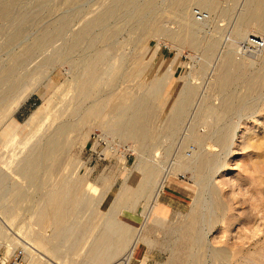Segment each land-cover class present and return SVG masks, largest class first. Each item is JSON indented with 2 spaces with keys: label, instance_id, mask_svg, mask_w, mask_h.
Returning a JSON list of instances; mask_svg holds the SVG:
<instances>
[{
  "label": "rangeland",
  "instance_id": "rangeland-1",
  "mask_svg": "<svg viewBox=\"0 0 264 264\" xmlns=\"http://www.w3.org/2000/svg\"><path fill=\"white\" fill-rule=\"evenodd\" d=\"M67 1L69 2V0H12L8 10H2L3 6L0 5V67L13 70L11 77L14 76L7 84L3 82L0 86V203L5 207L0 209V217L7 222L9 212L11 223V225L0 223L2 253L10 256L18 248L25 250L26 247L23 246L21 239L25 238V234L34 235L39 231V226L35 224L37 207L43 205L48 193L55 191L56 185L61 180L78 185L79 192L84 197L89 193L92 196L96 195L95 203L99 207L91 206L85 197L86 200L81 201V209L75 211L73 218L76 220L83 217V221L88 218L91 223L102 220V211L114 212L116 207L113 203L117 201L122 190L129 191L131 181L145 183L153 169L156 170L154 178L158 181L166 169H170L169 180L181 186V191L189 199L186 206L178 210L173 218L162 217L155 210L147 220L144 213L148 210L149 202L146 199L136 205H129L118 216V220L131 228L143 231L145 239L143 238L139 246L146 245L150 262L146 263L144 260L137 264H187L192 256L189 254H193L192 257L200 264H236L234 253L238 242L247 243L248 237L254 235L253 241H260L252 252L259 255L256 254L258 257H255V261L261 260L260 254H264V88L253 95L248 94L244 83L235 84L232 88L237 97L248 101L245 100L246 107L241 104L231 105L229 107L231 113L228 112L231 114V119L227 118L226 123L223 122L228 125L233 123L231 126L233 128L237 124L241 125L230 155H227L225 150L223 152L220 146L209 144L208 141L201 145L190 143V132L194 126L199 130L204 121L205 127L217 126L218 122L214 116H204V120L199 121L198 114H201L205 105L210 106L215 111L214 114L223 107V96L214 84L217 70L222 62L227 57L235 61V64L229 67V73L236 77H240V74L256 76L262 69L261 66L264 67V54H261L263 49L255 55H247L242 49L249 38H259L264 42V31L256 24L248 22L246 27L243 26L245 35L236 36L249 0H212L220 5L219 12L212 15V21L209 20V13L203 6L204 0H192L188 12L191 21L201 29L200 31L198 29L197 35L201 37L200 40L214 41L216 44L209 59H206L201 49L179 45L161 31L167 29L176 35L182 32V14L176 11V0H138L137 5L129 9L130 12L119 11L114 19L107 22L106 30L114 32V37L112 36L109 41L111 44L101 41L100 35L104 31L100 27H95L91 34L84 37L79 51L67 53L63 49L69 45L72 36L80 32L93 18L100 16L115 0H70L72 1L70 5ZM222 8L229 10L227 17L221 16ZM134 9H142V19H144L130 25L126 17H130ZM197 11L205 13L207 18L199 21L195 16ZM64 19L69 20V27L63 36L53 39L50 45L42 47L43 49L39 51L33 50L32 57L29 54L27 56L33 41L49 34L53 29L52 26ZM13 37L16 41H13ZM95 37H99L97 40H100L97 41L96 50L88 46V41ZM96 53L104 54L101 61L98 59V68L101 69L98 75L99 83L95 98L84 102L77 94L78 85L81 84L87 61L93 59ZM247 58L248 61L246 60L241 72H238L239 61ZM255 59L256 62L252 65L249 61ZM138 63L149 66L146 76L152 77L153 82L156 81L153 87H157L156 83L159 80L161 84L164 81L161 86L163 90L159 103L160 112H158L161 117L170 115L174 105L182 99L186 88L190 86L196 91L198 89L178 131L176 130L170 137L171 134L165 133L158 118L153 123L154 131L150 129L153 135L149 143L141 149L135 138L125 134L124 131L115 132L110 127L115 120L108 109L101 119L92 116L84 125H78L77 120L80 121L78 108L92 106L98 99L97 108L104 110L110 93L117 95L127 90L130 93H141L137 87L139 79H133L131 76L134 65ZM27 87H30V90ZM15 101L16 104H13ZM18 102L21 106H17ZM64 124H72L71 126L75 125L77 128L65 135L66 145L58 160L54 163H45L47 166L52 163L57 165L59 168L56 170L59 171L49 174L45 172L47 170H44L45 168L31 169L33 160L41 159L38 158L41 156V151L47 147V142ZM106 125L109 127L106 128ZM210 128L201 130H214ZM32 130H36L37 134L32 142H29ZM194 152L211 154L209 156L215 157L218 162L208 170L210 172L191 168L189 165H192L191 155ZM40 162L44 163L43 160ZM222 165V170L217 172ZM135 167L140 171L135 172L137 174L133 176ZM21 169H31L35 174L30 176V172ZM125 172H127L126 178L123 176ZM23 173L26 176L19 175ZM181 176H185L186 180ZM88 180L96 187L90 184L89 187L84 188V185H88ZM108 189L111 190L110 201L106 200ZM16 191L20 192L19 195ZM149 194L151 196L152 192ZM102 199L105 201L100 202L99 200ZM213 201L221 205L222 211H216L211 218V214L206 209ZM49 225V223L45 224L42 229L51 235L52 227ZM197 226L203 238L211 228L212 232L206 238L211 249L225 250L224 259L215 260L211 255L212 251L205 247V242L204 246L195 243ZM9 228H15L18 236L15 240L11 237L10 240L8 239ZM96 228L98 231L99 226ZM77 236L81 237L82 234L79 233ZM76 242L73 241L75 244ZM47 248L38 244V249L43 253L47 252ZM59 251L80 252L75 246L72 249H59ZM52 252L57 251L52 250ZM78 257L71 256L80 259ZM131 264L136 262L133 261Z\"/></svg>",
  "mask_w": 264,
  "mask_h": 264
},
{
  "label": "bare ground",
  "instance_id": "bare-ground-1",
  "mask_svg": "<svg viewBox=\"0 0 264 264\" xmlns=\"http://www.w3.org/2000/svg\"><path fill=\"white\" fill-rule=\"evenodd\" d=\"M11 1L10 0H0V5L3 6L1 9L2 10L3 9H6V10L10 9V4H12ZM72 1H70V0H69V2L67 1L69 3L68 5H70V3H72ZM204 1H203V6L205 9H207V11L209 13V20H211L212 15L217 14L219 12V6L220 5L218 6V4L212 0H207V1L204 0ZM225 1H227V0H225ZM232 1H235V0H232ZM137 2H138V0H115L111 5H109L108 8L106 7V9L103 10L104 12L101 13L100 16L93 18V20H91L90 22L87 21L88 23L83 27V29L80 32L75 33L72 36V38L69 42V45L66 47L67 49L65 48L63 50H65L67 53H75L76 51H79L80 44L83 41V39H85L84 37H86V35H88V34H91L92 30L95 27H100V29L102 31H104V33L100 35L101 37L99 36L101 41L107 43L108 45L111 44V43H109V41L111 40L112 36L114 37V35H113L114 32L106 30L107 22L108 21L110 22V20L114 19L116 17L117 12L128 11L132 6L135 7L137 5L136 4ZM191 2H192V0H176L175 1L176 11H178L182 14V28L183 29L179 35H176L172 31L167 30V29L166 30L161 29V31L166 33L170 38L175 40V42H177L179 45H188V46L195 48V49H201L203 51L206 59H209V57H211L210 55L214 51L216 44L214 41L213 42H211L209 40L205 41L204 39H203L204 41L200 40L201 37L197 35L198 29H199L198 25L194 24L191 21V18L189 16V12H188V7L191 4ZM150 7H151V5H150ZM130 10H129V12H130ZM144 10H145V8H144ZM150 10L152 11V9H150ZM150 10H148V11H150ZM245 11L246 12H244L242 14L243 15L241 18L242 24L239 27L238 34L235 33V34H237L236 36L241 37V36L245 35L244 34L245 29H243V26H245L248 22H249V24H250V22L253 24H256L257 27H259L260 29H262L264 31V0H249L248 4H247V8ZM220 12H221V16H223V17H227L229 14V10H227V9L225 10L223 8H222V10H220ZM131 14H130V17L129 16L126 17L127 23L130 25H131V23L136 24V22L144 19V18L142 19V14H143L142 9H136L134 11V13L132 15ZM148 19H149V17H148ZM52 27H53V29L49 34H47V32H46L47 35H44L43 37L38 36L39 38H36L33 41L30 49L27 51V56H28V54L31 55V53H34V52H32L33 50L35 51V49H37L39 51V49L40 50L43 49L42 47H44L46 45L47 46L50 45L52 43L53 39H56L58 37L63 36L64 32L69 27V20L68 19L61 20V22L56 23ZM200 30L201 29H199V31ZM99 37H95L94 39L91 38V40L89 39L90 41H88L89 42L88 46L90 49H93V48L95 49V46L97 49V43L100 41V40H97V38H99ZM211 38L213 39L214 37H211ZM18 39H20V38H18ZM250 39L251 38H249L248 40H250ZM252 39H257V38L253 37ZM13 41H16V38L13 37ZM86 41H87V39H86ZM242 49H243V47H242ZM95 50H93V51H95ZM110 51H112V50L110 49ZM244 53H246V52H244ZM96 54L97 55L96 56L94 55L95 57H93V59H89L87 61L88 63H87V65L84 68L83 73H82V78H81V82H80L81 84L78 85L79 91L77 94L79 95V97L81 98L82 101L84 100V102H86V100H89V99L92 100L91 98H93V97L95 98L94 95H95L96 90H97V84L99 83L98 82V75H99V71L101 69L99 70V68H98V59L101 61V58L104 57V54L103 53H96ZM261 54H264V48H263ZM31 57H32V55H31ZM262 57H260V58H262ZM24 58H26V56ZM18 60H19V58H18ZM246 60L248 61V58L243 60V61H239L237 66L240 67L239 68L240 71H238V72H241V68L244 67ZM249 62L252 63V65H253V64H255L256 59L251 60ZM233 64H235V61H233V59L231 57H227L222 62L221 67L219 68V70H217V73H216V80H215L214 84L220 90V93L223 96V102H224L223 107L224 108L222 107L219 110V112L217 111L218 113L214 114L215 111L213 109H211L210 106L205 105L204 108L201 107V109L202 108L203 109L201 110V114H198V115H200L199 117L196 113L199 121H203L204 116H214V118L220 124L217 123L216 124L217 126H213V127L210 126L212 129L214 128V130H211V131H206L205 129L201 130L202 128H206V129L210 128L209 126L205 127L203 125L205 123V121H204L202 126H200V127H202L201 129L197 130L196 127L194 126V128L190 132V143H195V144L201 145V144H204L205 141H208L209 144L213 143L214 145L220 146L221 150L223 152L225 150L227 155H230L232 153V147L235 144V140L237 139L239 130L241 129V125L237 124L233 128V127H231L233 125V123H232V125H228V124H224L223 122L225 121V123H226L227 118H230V115H231L230 110L231 109H229V107L231 105L234 106L236 104H239V105L241 104V105H245V107H246L247 106L246 104L248 101L247 99H245V100H247V101H245L244 99H240L239 97H237L236 93H234L232 91V88H234L235 84L244 83L246 88H247L248 94H252V95L255 93L258 94L259 91L264 88V67L261 66L262 69L261 70L258 69V70H260L259 72L255 71V72L259 73L256 76H253V75L250 76L248 74H247V76H241V74H240V77H236L234 75L231 76V74L229 73V67ZM134 66H133L134 70H133L132 74L131 73L130 74L133 77V79H135V78L139 79L138 82L139 81L140 82H139L137 87H139L138 89H140L141 93H138V92H137L138 94L137 93H130L128 90L126 92L124 91V93H119L117 95H112L113 93H110L108 98L107 99L105 98L106 99V106H105L104 110L97 108V106H98L97 100L98 99L97 100L95 99L96 101L94 100L95 101L94 105L89 106V107L85 106V107L78 108L77 114L80 117V121L77 120V124L78 125H84L86 123L87 119L92 117V116L95 118L101 119L104 116V113L108 109V111H110L112 116L114 115V120H115V123H113L112 125L109 124L110 127H112V129L115 132L120 133V131H124L125 134H128L129 136L135 138L136 142L138 143V147L143 149L145 147V145H147L149 143V141H150L149 139L153 135V133L151 132L152 130H150V129L151 128L153 129V123L155 122V120H158V118L161 120L162 128L165 129V133L171 134L170 137L172 136V134L174 135V132H176V130L182 124V121H183L182 119L184 118V116H187L185 114L189 110L188 107L190 106L191 101H193V98L196 97V93H197L198 89L196 91L195 88L190 87V86L188 89L186 88L183 92L182 99L180 98L181 100H179V102H177L174 105V108L171 110L170 115H166V116L161 117V115L160 116L158 115V112H160L159 103L161 102V94H162L161 91L163 90V89H161V86H163L162 84L164 83V81L161 84V81L159 80L158 83H156L157 87H153L154 86L153 83H155L156 81L153 82L152 77L146 76V73H147L149 66L146 64H143V63H138V64H135ZM253 69H255V68H253ZM9 70L4 68V67H0V86L3 84V82L7 84V82L10 80V78L13 79L14 76L11 77V74H13L11 72L13 70L12 69H11L12 71H9ZM236 70H237V67H236ZM244 71H245V69H244ZM15 73H17V72H15ZM79 74L81 75L80 72H79ZM196 76H198V75H196ZM14 86H15V84H14ZM237 87H239V86L237 85ZM9 88H11V85ZM29 88H28V90H30ZM14 89H15V87H14ZM22 89H24V88H22ZM11 90H13V89H11ZM15 92H16V89H15ZM133 92H135V91H133ZM217 94H219V92ZM261 94H262V92H261ZM22 96H23V94H22ZM249 96H248V98H249ZM26 97H28V96H26ZM24 98H25V96H24ZM99 98H100V96H99ZM21 99H23V97ZM16 102L17 101H15L13 104H16ZM203 102H205V101H203ZM92 104H93V102H92ZM18 105H19V102L17 103V106ZM74 105H75V102H74ZM84 105H86V104H84ZM103 105H104V103H103ZM202 105H204V104H202ZM19 106H21V105H19ZM191 106H192V104H191ZM101 108H102V105H101ZM232 109H233V107H232ZM240 111L241 110H239V112ZM228 112H230V113H228ZM199 124H198V126H199ZM71 125L70 124L69 125L64 124L63 126L60 127V129L57 130V132H55V134L50 139V141L47 142L48 143L46 145L47 147L41 151V154H40L41 156L38 157V158H41L39 160L40 161L43 160L44 163L40 162L39 160L37 161L33 158L35 161H33L31 164L32 168H40L41 166H39V165H44V166L46 165L47 166V164H45V163H48V162L54 163L55 161L58 160L59 155L63 152L64 147L66 145L65 141H64L65 135H67L69 131L77 128V126H75V125L71 126ZM109 125L108 126L106 125L105 127L107 128V127H109ZM153 131H154V129H153ZM165 133L163 135L164 137H165ZM35 134H37V131L32 130V136H30L29 142H32V139L35 137ZM170 137L168 139H170ZM28 144H30V143H28ZM201 151H202V149H201ZM209 155H211V154H209ZM209 155H207L203 152H199V153L194 152L191 155L192 163L191 162L190 163L192 165H189V167L194 168V169H198L199 171L200 170L208 171L210 168L214 167L215 164L218 162V161L216 162L215 157H214L215 158L214 159L213 156L211 157ZM219 156H220V154H219ZM218 158H220V157H218ZM218 160H220V159H218ZM53 163L50 166L48 164V166L46 168L47 169L59 168L57 165H55ZM186 167H187V165H186ZM160 168H158V169H160ZM222 168H223V165L218 168L217 172H220V170H222ZM168 170H170V169H168ZM168 170L167 169H166V171L164 170L165 173L163 174L162 178L158 181H157V179L155 180V178H154V175L156 172V170H154V169H153L152 173L150 172L151 173L150 178L147 179V181L145 183L140 182V181L139 182H135V181L132 182L131 181L130 185H129L130 189L136 193L135 194L131 193L132 191L130 189H129V191L122 190L120 195H119V198L117 197L118 198L117 201H115V203H113L116 208L114 209V212L111 210V213H110L111 215L109 216L110 219L107 220L103 226L105 227L106 231L111 234V246H114L115 244H118L120 242H124L125 239H127V243H126L127 251L126 252L124 251L125 254L123 256H121L122 258H121L120 262H118L117 264H131L133 262L131 257H132V252H133L134 247L136 246L137 243L142 242L145 239L144 236L142 235L143 234L142 229L140 230V229L131 228L130 226H128L124 222L118 220L119 214L122 212V209L124 208L125 205H127V206L136 205L139 201L146 199L149 202V206H148V210L146 209L147 212L144 214H146V219L149 220V217H151L152 213L154 212V206H155L154 204L156 203L157 198H158L162 188L165 186L168 179L170 178V171H168ZM190 170H192V169H190ZM137 171H140V170L135 167L134 171L132 172V175L135 176V174H137L135 172H137ZM199 171H196V172H199ZM208 172H210V171H208ZM144 174H145V172H144ZM158 176H160V175H158ZM207 178H208V176H207ZM209 178H210V176H209ZM200 180H201V178H200ZM203 180H204V178H203ZM202 183H201V185H203ZM132 187H134V188H132ZM153 187H154V189H153ZM152 189H153V191H152ZM150 192H152L151 196L149 194ZM206 210L209 211V213L211 214V218H212V215L216 214L215 213L216 211H219V212L222 211V207L220 204L213 201V203L210 204V206ZM223 215L224 214H222V216ZM204 217H205V215H204ZM216 223H217V221H216ZM209 224H208V227L210 226ZM202 225H203V223H202ZM198 229L199 228L197 226V229H196V232L194 235L195 243L198 244L199 246H201V244H203L202 246H204V242H205V247H207V249L209 251H212L211 255L213 256V258L215 260L220 261L221 259H224V257L226 256L225 250H222V249L221 250H219V249L213 250V249H211V245L206 238L212 232L211 228L206 232V236L204 237V238H206L205 240L203 238V235L201 234V232ZM203 229H204V227H203ZM200 230H202V229H200ZM253 237H255V235L248 237L249 241L247 243L238 242L236 252L234 253L235 258H236V264H264V254H262V253L260 254L261 260H259L258 262L255 261V257H258L259 255L256 253L258 255L257 256L255 253L252 252V250L254 251V248L258 247V245H259L258 243L260 240L257 242L256 241L254 242ZM193 249H195V248H193ZM197 250H199V249H197ZM24 252H25V250H24ZM195 252H193V253H195ZM203 254L204 253H202V255ZM189 255L193 256V254H189ZM192 256H190V258H189L190 261L187 264H200ZM198 258L199 257H197V259ZM1 260L2 259L0 258V261ZM200 260H201V257H200ZM215 260H214V262H215Z\"/></svg>",
  "mask_w": 264,
  "mask_h": 264
},
{
  "label": "crops",
  "instance_id": "crops-1",
  "mask_svg": "<svg viewBox=\"0 0 264 264\" xmlns=\"http://www.w3.org/2000/svg\"><path fill=\"white\" fill-rule=\"evenodd\" d=\"M30 168L33 170L38 169L32 168L31 165ZM40 168H45L44 170L47 169L46 167ZM31 169H21V171L27 170L30 172V176H33L35 173H33ZM47 170L45 172L49 174L59 171L56 169ZM19 175L22 177L26 176L24 173ZM123 176L126 178L127 172H125ZM90 184L96 187L91 181L88 180V185H84V188L89 187ZM56 188L57 189L55 191L48 193L43 205L37 207L35 212V224L39 226V231H37L34 235L25 234V238H20L22 244H24L23 246L26 247L24 256L25 261L23 264H117L120 262L122 258L121 256H123L127 251V239H125L124 242H120L114 246H111V234L106 231L104 226H102L107 220L110 219L109 216L111 215V211L109 213L108 211H102V220L100 222L92 221L90 223V219L88 218L83 221V217L74 220L73 218L75 211L80 210L82 207L81 201L87 199L86 201L89 202L91 206L94 205L99 207V205H96L95 203L96 199L94 196L96 195L92 196L89 193L87 196H85V199L83 194L79 192L78 185L69 184L68 181L65 180H61L60 183L56 185ZM16 193L19 195L20 192L16 191ZM106 193V200L110 201L111 190L108 189ZM187 200H189L188 196H186V194L181 191V186L172 183L168 179L167 183L162 188L156 203L154 204V211L157 210L158 214L162 217L173 218L178 210L186 206ZM99 201L103 202L105 200L102 199ZM126 206L127 205L124 206L121 213H123V210L127 209L128 206ZM3 208L5 209V207L0 203V209ZM91 215H89V217ZM0 223H7L8 225H11L9 221V212L7 222H4L0 217ZM47 223L50 224L49 227H52L51 235H48L46 230L42 229V227ZM97 226H99V229L101 228L100 230L98 229V231L96 230ZM79 233L82 234L81 237L77 236ZM8 235L9 240L11 238L15 240L18 237L15 228H9ZM77 239H79V241ZM73 241H75L76 244L73 243ZM139 243H137L134 247L131 259L136 262V264L141 263L144 260L146 263H149L150 259L148 257L149 255L146 245L142 244L139 246ZM38 244H42V246L50 248H47V252L43 253L38 249ZM74 246L75 248H79V253L59 251V249H72ZM52 250L57 252H52ZM73 255L79 256L78 258L80 259L71 258ZM49 256H52L53 258H50ZM0 258L2 259L0 264H10V256L3 254L1 250Z\"/></svg>",
  "mask_w": 264,
  "mask_h": 264
},
{
  "label": "built area",
  "instance_id": "built-area-1",
  "mask_svg": "<svg viewBox=\"0 0 264 264\" xmlns=\"http://www.w3.org/2000/svg\"><path fill=\"white\" fill-rule=\"evenodd\" d=\"M195 16L199 21H203L207 18L206 14L200 11L195 13ZM264 48V42L257 39H250L245 41L243 44V51L247 53V55H255L259 53ZM181 178L186 180L185 176H181ZM24 255L25 252L23 248L16 249L13 254L10 256V264H23L24 263Z\"/></svg>",
  "mask_w": 264,
  "mask_h": 264
}]
</instances>
